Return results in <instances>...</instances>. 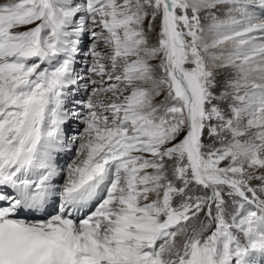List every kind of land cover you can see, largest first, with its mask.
<instances>
[{"label":"snow or ice","instance_id":"snow-or-ice-1","mask_svg":"<svg viewBox=\"0 0 264 264\" xmlns=\"http://www.w3.org/2000/svg\"><path fill=\"white\" fill-rule=\"evenodd\" d=\"M0 264H264V0H0Z\"/></svg>","mask_w":264,"mask_h":264}]
</instances>
